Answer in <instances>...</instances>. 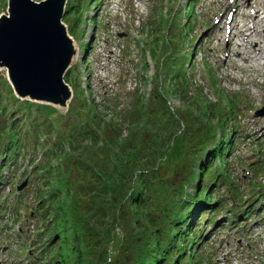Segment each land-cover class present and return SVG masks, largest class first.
I'll use <instances>...</instances> for the list:
<instances>
[{"label": "rangeland", "instance_id": "obj_1", "mask_svg": "<svg viewBox=\"0 0 264 264\" xmlns=\"http://www.w3.org/2000/svg\"><path fill=\"white\" fill-rule=\"evenodd\" d=\"M111 1L113 4H111L110 9L113 5L117 4V0ZM211 1L212 0H197L193 10H190L191 22L189 25L192 26V30H188L185 26V23L188 21L186 16L188 15V11L186 9L187 0H124L121 4V8H126L125 13H131V15H128L127 20H125L126 18L124 17L125 13L123 16H115V12L111 10H109L108 13H104L105 7L103 5L100 9H98V11H96V13H93V10L91 9L99 6V0H65L66 6L68 7L73 4L76 5L73 8L74 10L72 9V12H70V15L69 13H64L63 22L66 24V29L69 34L73 37V43L76 49V56L70 66L72 82L79 85L78 87H85L91 97L96 100L97 106L100 104L102 105L101 109L105 112L104 114L107 116V120L115 118V116L118 115L117 119L120 123H122V140L133 137L134 140L136 139L139 142L145 141L144 143L154 141L153 139L157 135L154 134L155 129H157V127H162L161 130L159 129V136L160 134L163 136V138L160 136V141L163 142L164 147L168 144L169 149L166 150V152H168L167 155H165L166 152L161 154L160 158L162 159L159 169L167 182V186H177L180 183L187 184V188L189 187L188 193H193L196 184L195 182L198 180L199 171L196 170L194 172L195 178L190 181L188 174L190 166L193 161H200L204 156L203 155L201 157L203 149L206 146L209 147L211 143V146L217 143L216 140L214 141V138H218L219 135L222 134V131L218 127L215 120L211 133L215 132L216 136L211 138H208L207 136L206 139L203 140V132L207 127H209V125L208 122H206L205 117H202L201 113L195 108H198L200 104L202 105V102L210 104L214 107H218V104L221 102L222 108H224L223 103H225L227 110L236 112L233 113V116H229L230 118H233L234 121L236 120V124H234V126L230 124L228 125V128L231 129L230 133L234 132V134H236L234 136H237V139L232 142L230 154L226 155L228 158L225 157V160L222 159V165L220 167L217 166V173H223L225 176L219 177L221 184L218 187L215 188V186H213L210 188L213 198H221L225 207H230L229 209H231L237 206L242 207L244 203L240 205L238 201L234 200L236 197L234 198V192L230 189V186L234 191L240 192L244 197H248L245 202L246 205L255 200L256 196L261 193V191L256 190L255 188H264V181L262 178L257 181L260 183L252 181L254 178V171L257 170L255 173L256 177L264 175V165L261 168L256 167L260 165L257 162L259 155L261 156V161L263 160L264 143L261 154L257 153L255 141L260 140L261 137L256 136V131L258 129L256 130V127H253L252 124H250L255 119L259 124L261 122L260 125H264V118H256L253 116L254 111L264 104V84L262 83V79L260 77L256 79V82L263 88L262 96H259V91L254 93V91L257 90L256 87L251 84L248 85L249 83H245L251 74L244 73V76H242L241 72L238 71H241V69L233 68L231 65L230 67L233 69H227L226 65L228 63L223 60L224 55L221 56L218 63L213 58L210 47L213 50L214 45H218L217 38L219 37L220 32L215 30L214 33H210V29L215 26L213 23L214 16L221 13L222 10L215 5H211ZM250 1L255 2V5H252L255 8L258 1ZM250 1L249 4H253ZM153 2H156L157 4L152 8ZM249 4H247V6ZM176 6H180L181 10L178 12L177 21L179 22L175 26V31H173V33L178 31L177 27L179 29L183 27L182 29L184 33L179 34L178 37L184 38V34L186 35L187 33L186 40L185 42L174 41L177 46L174 54L173 50H168V42L165 37L167 30L166 28L162 29L160 36L161 42L159 46L157 42L156 47V50L158 51L157 59L159 64L148 57L150 68L148 69V72L144 73L143 71L145 77L141 80V78H139L141 74L138 76V73L141 72V66L137 61V57L140 55L138 47L142 45V41H145V50H147L148 47L154 48V44L156 45V42L152 39L154 37H152L151 31L153 29L150 27V21L157 15H170ZM76 7L78 9H76ZM8 9V0H0V16L8 14ZM147 13L151 14L149 23H145L146 20L148 21ZM92 15L95 19H90ZM218 28H220V26ZM171 33L172 31L170 34ZM147 34L148 36H146ZM189 40L192 41V44H190ZM146 41H148L149 44H147ZM86 42H89V46L88 50L85 51L84 45ZM224 46L225 43L222 42L219 48L224 49ZM188 49H195V54L193 56L188 55L186 53ZM172 52L174 56L173 59L178 58L179 61L176 66H172V68L170 67V73H168L167 66L171 64L173 59L168 61L167 58L163 59V56H168ZM84 58L86 62H84ZM232 59L235 60L234 57ZM226 61L228 60L226 59ZM127 64H130V70L128 73L125 72ZM186 68V74L188 78H190L189 88L187 89L186 94L191 97L192 101L190 99L175 96L171 92L168 93V87L166 86L169 81L168 79L165 80L166 84L163 89V93L166 94L167 97L166 103H164L161 99H156L154 92H156V90L158 92L161 91L159 88L162 86L160 79L164 76V73H167V77L177 75L180 79L183 74L182 71L186 70ZM210 68L212 69L210 70ZM248 69H246V72ZM205 70L208 71V74H206ZM225 70L232 71L241 79L236 76V80L226 78L230 80L227 81L222 78ZM158 71H160L161 75H159ZM255 75L264 78L263 75L256 73ZM6 78V70L0 68V91L3 94V100L9 103L11 107L10 111L4 115H9L14 111L11 115H9V117L12 116L14 118L18 114V110L20 108L16 109L17 101H14L13 96L5 87L4 83L6 82ZM217 89L224 92V94L227 93L228 95H226L229 98L233 95L238 98V101H240L241 98V106L237 107L236 104L234 110H232L231 106L227 104V98L224 99V97L221 101H219L218 98L215 97L216 94H218ZM134 91H136L135 97ZM115 94H117V97H115ZM139 95L143 98L137 100L136 98ZM24 101H31L32 106L37 103L45 105L46 107L41 113L42 116H47L48 112L51 110L56 112L48 119L44 128L41 125L38 129L40 136L37 140L40 142L26 141L27 145H24L25 142H23L24 148L21 153H24L30 146H32L31 148L35 147L34 145L36 144L38 148L42 149L45 139L43 133L48 132L50 135L52 133V119L62 134L68 136L74 130L75 135L77 134L80 141L84 139L78 135L79 130L74 129L73 124L79 121V118H77L74 113H71V111H73V104L75 103L69 102L67 107H59L51 103L39 102L35 100L32 101L30 99H24ZM144 105H146V107H143ZM23 107L26 108L25 106ZM163 107H166L167 109L163 110ZM75 110L77 111L78 108L75 107ZM136 113L141 118L136 123V129H141L138 131H136V129H134L135 131L130 130L131 124L128 126L129 116H135ZM38 114L39 111L36 113L34 112L35 116ZM2 116L3 114L0 113V122L6 120L4 117L2 118ZM42 116H40V118ZM188 120H190L191 123H188ZM250 120H252V122ZM2 125L5 124L2 123ZM228 128L226 130H228ZM101 129L103 130V127H101ZM170 132L179 133V136L177 137L178 149H175L176 151H174V149L170 146L171 142L168 140V136L171 134ZM132 134L135 136H132ZM20 142L21 141H17V144ZM7 143H9L8 139L4 134H1V165L5 163V159L1 160V157L6 155L4 151L8 152L10 150ZM14 143H16V141ZM258 144H260V142ZM100 145H102V142ZM126 145L127 144H124L123 146L125 147ZM35 148L37 150V147ZM92 149L96 150L92 151ZM188 150L192 152L191 155L186 154ZM89 151L92 153H84L83 157L86 158V156H90V158H87L89 160H93L94 157L101 165L105 155H97L96 157L94 154L98 151L96 146L93 148L90 147ZM100 153L103 154L104 152ZM36 155L37 153L35 151L31 161L36 160ZM9 156L13 157L14 154H9ZM17 158L18 159L16 161L12 158H8L6 163L10 164L4 168V170L3 168L0 170V202H4L2 208L0 209V224L2 225L1 234L5 237H0V264H23V260L26 259L23 257L21 260L18 255H14L16 253L15 251H17L16 246L20 247L22 244L16 240L18 238L19 212L14 211L15 201L13 197L17 195L16 187L18 186V183L20 184L22 179H24V177H22L21 180H19V177L21 175V171L26 169L25 162L28 161L27 159L29 157L28 155H25L22 158L21 156ZM68 158L72 160V158ZM105 160L106 165L100 166V169L103 171L105 170L104 172L106 173L104 179L102 177L92 178V176L89 175L91 182L89 183V188H87V190L84 189V191L81 189V184L86 180L82 181L77 179L76 182H74V189L79 192H77V197L75 198L76 200L69 201V203L71 206L74 204H81V202L83 203L80 210H78L77 215H75V218L73 219L74 222L78 220V222L85 224L90 220L95 226H101L103 222L104 226H109L110 224H113L111 216L115 213L120 214L117 207L120 203L127 200L129 196L128 190H130V186L128 185V182L131 184L132 176L130 174H132V171H129V165L120 163L115 160V157L113 159L105 158ZM58 161L60 162L61 167L65 168V166H67V159L64 154L63 157L60 156V158L53 163L57 164ZM225 166L226 171L224 168ZM214 169L215 165L212 170ZM27 171L28 169L25 170L23 175H27ZM61 171H63V169ZM28 175L31 176L30 173H28ZM73 177H76V175L74 174ZM127 177H129L128 182H124V179ZM204 182L207 186L211 185L210 180L206 177ZM253 183L256 187H253ZM91 194H93V197ZM72 196L74 197V195ZM30 199H32V197ZM263 201L264 195H261L259 203ZM226 209L227 208H223L222 211L219 212H226ZM122 213L121 216H119L120 225L116 231L118 235L121 231H127L133 227L134 217H132V213L127 210ZM25 224L21 225H24L23 228L25 232L23 235L24 237H27L26 233L29 232V228L28 226H25ZM31 228L32 226L30 227V230ZM218 228L220 229L216 231L217 233L214 236L212 235V237L206 238V241L201 248L203 249L202 254L205 259L209 257L211 264H234V259L237 261L239 253H245L246 250L243 244H238V242L235 243L232 237L234 236V232H231V236H229L230 229H221L222 227ZM47 238L48 237L46 236L45 239ZM48 240L50 239H47V241ZM228 243H231L230 247L232 254L228 253V248L226 247ZM6 244H8V246H4ZM119 244V240H116L115 245H113L109 250L112 252V250ZM10 246L14 248L13 251L15 253L13 252V254H11L8 252ZM235 247H237V250H235L238 252L237 254L233 251ZM188 248L190 249L189 246ZM26 254L27 251H23V255ZM91 256L93 259L96 258V260H100L96 257L95 252H93ZM238 262L242 264L241 260H238Z\"/></svg>", "mask_w": 264, "mask_h": 264}, {"label": "trees", "instance_id": "obj_2", "mask_svg": "<svg viewBox=\"0 0 264 264\" xmlns=\"http://www.w3.org/2000/svg\"><path fill=\"white\" fill-rule=\"evenodd\" d=\"M169 47L172 49L171 44ZM160 90L159 92L156 90L154 95L156 99H161L166 103V94L163 93V89ZM169 90L167 89L168 93L171 92L175 96L191 100L185 89L176 83L171 85ZM77 95L78 97L72 103H76L75 107L84 108L79 111L80 117L77 122L79 125L77 130L81 131L80 136L84 139L80 141L73 134L68 136L62 134L53 121L52 129L58 134L59 142L55 150L47 156L44 165L51 207L44 210L42 216L45 219V233L50 239L48 247L52 254L50 264H181L180 260L185 259L188 250L185 247L179 248V245L186 240L183 225L186 224L188 233L190 229L195 228V223L199 222L198 214L201 211L207 210L210 205L216 207V200H212L209 196L210 191L208 190L210 189L202 186L201 182H204L205 174L216 158L228 154L226 136L222 135L218 138L216 145L210 147L211 143L209 147L206 146L201 153V157L204 156L200 161H193L188 172L189 180L195 178L196 170L200 174L194 193H188L187 184L167 186L160 172L159 166L162 159L160 156L169 149L168 144L164 147L163 142L160 141V136L162 138L163 136L161 134L159 136V129L161 130L162 127L155 129L154 134L157 135L154 141L144 143L145 141L139 142L133 137L122 140V123L118 121V115L115 116L116 119L107 120L105 112L100 110L96 102L87 106L86 99L81 96L83 92L77 91ZM140 98L143 97L139 95L136 99ZM202 103L201 107L195 109L201 113L202 117H205L209 125L203 132V140H205L207 136L208 138L216 136L215 132L211 133L214 121L216 120L218 127L224 131L228 127L229 115L232 113L226 110V107L222 108V105L214 107L205 102ZM164 109L167 108L163 107ZM140 119L137 113L135 116H129V125H127L131 124L130 130L136 129V123ZM190 120L188 123H191ZM138 130L141 129H136ZM9 132L10 134L15 133L16 126L13 125ZM178 136L179 133L176 132L168 136L170 146L174 151L178 149ZM17 138H19L18 135L13 136L10 142H15ZM99 142H102V145ZM124 144L127 145L124 147ZM95 146L99 151L94 153L96 157L105 155L101 165L94 157L93 160L87 159L90 156L83 157L84 153H92L89 149ZM95 150L92 149V151ZM63 154L67 159L65 168L61 167L59 161L57 164L53 163L60 156L63 157ZM186 154L191 155L192 152L188 150ZM114 157L120 163L129 165V171H132L131 184L128 182L129 177L124 179V182H128L130 190H128L127 200L124 199L125 201L123 200L124 202L117 207L120 214L115 213L111 216L113 224L109 226H104V222L101 226H95L90 220L85 224L78 220L74 222L73 219L83 204L81 202V204L71 206L69 203V201L76 200L77 192H79L74 189V182L77 179L86 180L81 184V189L87 190L91 182L89 175L92 178L102 177L104 179L106 173L105 170L100 169V166L106 165L105 158L113 159ZM74 174L76 177H73ZM91 196L93 197V194ZM45 201L46 199L43 200ZM41 206L45 207L43 204ZM125 210L130 211L134 217L133 227L127 231H121L118 235L116 231L120 225L119 216ZM188 217L193 219L194 224L187 222ZM116 240H119L120 244L111 252L109 249L115 245ZM93 252L100 260L92 258Z\"/></svg>", "mask_w": 264, "mask_h": 264}, {"label": "water", "instance_id": "obj_3", "mask_svg": "<svg viewBox=\"0 0 264 264\" xmlns=\"http://www.w3.org/2000/svg\"><path fill=\"white\" fill-rule=\"evenodd\" d=\"M65 0H11L0 20V65L7 66L22 96L66 103L63 75L75 52L61 23Z\"/></svg>", "mask_w": 264, "mask_h": 264}, {"label": "bare ground", "instance_id": "obj_4", "mask_svg": "<svg viewBox=\"0 0 264 264\" xmlns=\"http://www.w3.org/2000/svg\"><path fill=\"white\" fill-rule=\"evenodd\" d=\"M256 1H258V3L255 6L254 15L249 16L248 13H243L244 19L240 24H237V22L233 20L231 24L227 25L228 31L224 36V38L228 39L226 47L223 50H217V47L214 46L212 51L216 52V56H218L219 52L223 53V51H228L231 55H236L238 57V61H232L227 58V60L230 61L231 67L242 70L240 67L241 65L242 67L251 69V71L256 74L264 76V45L260 38L261 32L264 31L262 30L264 23V0ZM238 6L240 7V5ZM219 26V29H221L222 26ZM222 41L223 35H220L218 43ZM225 77L232 80L237 79L236 76L232 74H226ZM251 81H254V79L252 78ZM258 91L260 94L262 93L261 90ZM250 121L252 122V120Z\"/></svg>", "mask_w": 264, "mask_h": 264}]
</instances>
